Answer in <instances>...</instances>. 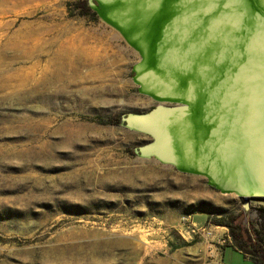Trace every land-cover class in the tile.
<instances>
[{
  "label": "rangeland",
  "instance_id": "rangeland-1",
  "mask_svg": "<svg viewBox=\"0 0 264 264\" xmlns=\"http://www.w3.org/2000/svg\"><path fill=\"white\" fill-rule=\"evenodd\" d=\"M77 1L0 0V264H213L228 230L217 215L193 226V211L249 227L254 209L130 156L148 139L97 124L155 104L132 83L138 55ZM29 36L51 45L34 53Z\"/></svg>",
  "mask_w": 264,
  "mask_h": 264
},
{
  "label": "water",
  "instance_id": "water-1",
  "mask_svg": "<svg viewBox=\"0 0 264 264\" xmlns=\"http://www.w3.org/2000/svg\"><path fill=\"white\" fill-rule=\"evenodd\" d=\"M135 52L132 83L155 106L120 127L134 150L201 178L248 211L264 201V0H86Z\"/></svg>",
  "mask_w": 264,
  "mask_h": 264
},
{
  "label": "trees",
  "instance_id": "trees-1",
  "mask_svg": "<svg viewBox=\"0 0 264 264\" xmlns=\"http://www.w3.org/2000/svg\"><path fill=\"white\" fill-rule=\"evenodd\" d=\"M80 17H91L96 20V14L89 8L86 0H79L72 5ZM124 114L111 115L97 120L102 126H121ZM127 153L134 157V150L127 149ZM255 219L250 222L249 227L243 224V215L237 216L222 212L218 209L216 219L212 224L224 227L228 230L232 247L243 256L248 257L253 264H264V205L254 210ZM211 222V221H210Z\"/></svg>",
  "mask_w": 264,
  "mask_h": 264
},
{
  "label": "crops",
  "instance_id": "crops-1",
  "mask_svg": "<svg viewBox=\"0 0 264 264\" xmlns=\"http://www.w3.org/2000/svg\"><path fill=\"white\" fill-rule=\"evenodd\" d=\"M165 167L171 168L172 170L175 171V169H173L172 167H169V166H165ZM176 173L179 175H182V176L191 177V178L195 179V176H192V175L181 174L178 172H176ZM252 202H254V201H252ZM260 205H252V208L255 209L257 206H260ZM207 206H208V208H210L209 210L193 211V214H192V225L193 226H195V221L199 227H203V225H205L206 222H208L207 225H209L210 221H209L208 217H213V216H216L218 214L217 211L220 208H217L215 205H210L209 203H207ZM195 213H196V215H198L200 217L195 219ZM224 232L226 233L227 231L224 229ZM226 238H227V240H226L227 244L218 250L216 259H215L213 264H227V263H225V258H224L226 255V249H229L231 251V254H235V255L237 254V256H242L243 260L245 262L244 264H253L248 257L243 256L239 251L235 250L232 247L231 239L228 236ZM228 264H242V263L238 262V259H236V257H234V255H231V260Z\"/></svg>",
  "mask_w": 264,
  "mask_h": 264
},
{
  "label": "bare ground",
  "instance_id": "bare-ground-1",
  "mask_svg": "<svg viewBox=\"0 0 264 264\" xmlns=\"http://www.w3.org/2000/svg\"><path fill=\"white\" fill-rule=\"evenodd\" d=\"M27 40L32 43L33 46H31L32 47L31 49L33 50L34 53L38 52L39 47H41V49H44L45 48L44 46H50L51 45V42L49 39H46V40H43L41 38L33 39L29 36L27 38ZM35 46H38V47H35ZM51 81L52 80H50V79L46 80L45 82H43V86L46 87V86L50 85Z\"/></svg>",
  "mask_w": 264,
  "mask_h": 264
}]
</instances>
